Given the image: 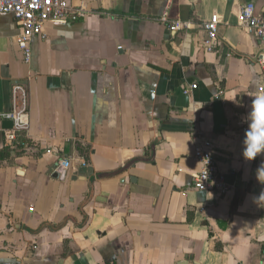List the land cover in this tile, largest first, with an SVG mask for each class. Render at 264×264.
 <instances>
[{"label": "crops", "instance_id": "obj_1", "mask_svg": "<svg viewBox=\"0 0 264 264\" xmlns=\"http://www.w3.org/2000/svg\"><path fill=\"white\" fill-rule=\"evenodd\" d=\"M67 1L87 15L46 24L28 64L0 17V114H29L0 130V264H264V152L242 154L264 132L261 48L238 15L264 0ZM202 142L229 193L195 188Z\"/></svg>", "mask_w": 264, "mask_h": 264}, {"label": "built area", "instance_id": "obj_2", "mask_svg": "<svg viewBox=\"0 0 264 264\" xmlns=\"http://www.w3.org/2000/svg\"><path fill=\"white\" fill-rule=\"evenodd\" d=\"M88 9L85 6L72 7L67 0H0V17L12 15L19 27L20 33L17 36V44L23 53L25 63L32 61V40L35 37L46 38L44 29L48 23L77 22L87 15ZM239 19L242 27L253 34L260 42V53L257 57L261 68V85L259 96L264 102V16L257 11L253 3L240 7ZM168 13H164L163 22H168ZM221 17L214 15L204 23L203 29L206 32L204 47L208 52H213L219 40V26ZM187 21H175L169 24L170 31L179 33L190 29ZM198 89V85H191L185 89V95L191 94ZM4 121H12L16 131L27 130L29 127V114L26 109L14 110L8 114H0V130ZM17 139L16 132H9L7 140L9 144ZM212 144L209 142L199 143L195 150L194 157L201 165V171L194 177V186L198 191L227 194L231 186L219 173L215 156L212 152ZM64 167L70 168V162L65 161Z\"/></svg>", "mask_w": 264, "mask_h": 264}, {"label": "clouds", "instance_id": "obj_3", "mask_svg": "<svg viewBox=\"0 0 264 264\" xmlns=\"http://www.w3.org/2000/svg\"><path fill=\"white\" fill-rule=\"evenodd\" d=\"M261 127H264V106L260 110ZM242 154L245 159L251 161L254 160L259 153L264 152V132L249 137L244 136L242 141ZM264 173V164L258 169L257 174ZM261 195H264L262 193Z\"/></svg>", "mask_w": 264, "mask_h": 264}, {"label": "water", "instance_id": "obj_4", "mask_svg": "<svg viewBox=\"0 0 264 264\" xmlns=\"http://www.w3.org/2000/svg\"><path fill=\"white\" fill-rule=\"evenodd\" d=\"M12 126H13V122H11V121H6L3 123L4 129H10V128H12Z\"/></svg>", "mask_w": 264, "mask_h": 264}]
</instances>
